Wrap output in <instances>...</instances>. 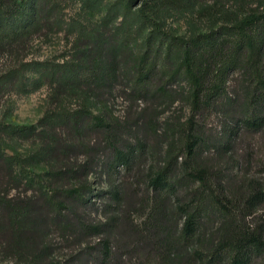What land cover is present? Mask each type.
<instances>
[{
	"label": "trees",
	"instance_id": "obj_1",
	"mask_svg": "<svg viewBox=\"0 0 264 264\" xmlns=\"http://www.w3.org/2000/svg\"><path fill=\"white\" fill-rule=\"evenodd\" d=\"M49 2L0 0V45H25L44 28L51 29L49 18L57 6L49 7ZM176 4L115 0L106 11L104 28L128 17H133L135 27L130 22L121 34L112 35L104 28L87 30L78 24L80 38L71 58L22 63L0 79L2 87L11 84L23 91L47 85L51 104L60 111L46 113L36 125L0 122V264H122L124 247L141 253L151 248L142 256L154 259V264H264V179L250 176L247 168L233 189L220 172L196 162L205 142L200 117L222 105L230 81L242 68L250 85L243 101L246 107L241 114L236 104L225 110L232 126L222 152L236 160L242 173L237 149L241 139L247 134L264 139V0L258 9L187 36L164 29L159 20ZM29 72L31 77L25 74ZM181 82L189 87L191 115L179 131V146L168 150L162 165L153 158L145 174L160 202L151 213L149 229L138 232L134 227L129 242L121 246L119 240L125 237L121 209L128 193L119 176L144 156L146 144L139 127L129 139L131 127L114 119L102 100L123 86V94L135 102L149 101L167 96L168 89ZM231 101L227 98V103ZM73 103L77 110L67 108ZM90 105L100 112L89 111ZM93 135L96 146H90ZM3 137L36 140L40 147L16 160L2 148ZM82 149H89L84 152L89 158L75 164L73 154ZM101 149L107 151L105 169L113 181L105 192L109 201L105 214L98 218L88 197L92 163ZM251 160L248 154L247 167ZM41 164L49 165L43 175L35 173ZM21 178L27 180L25 185ZM21 189L23 193L11 196ZM167 202L176 216L173 227ZM209 210L225 218L215 245L202 222Z\"/></svg>",
	"mask_w": 264,
	"mask_h": 264
},
{
	"label": "rangeland",
	"instance_id": "obj_2",
	"mask_svg": "<svg viewBox=\"0 0 264 264\" xmlns=\"http://www.w3.org/2000/svg\"><path fill=\"white\" fill-rule=\"evenodd\" d=\"M176 1L178 4L172 5L174 9L170 7L169 10L163 11L159 20L163 23L164 29L187 36L195 32L219 27L224 19L233 20L243 12L258 9L263 0ZM114 2L115 0H99L98 2L92 0L87 5V0H50L49 7L57 6V10L49 18L53 22L51 29L49 27L44 28L40 35L35 36L25 45H0V79L10 70L18 68L22 63L43 61L59 63L71 58L75 52L74 46L80 38L77 30L78 24L84 25L87 30L103 29L106 11ZM130 22L133 27L136 26L133 17H128L120 18L104 29L112 35L121 34V30ZM245 73L244 68H242L230 81L229 90L226 98L222 101V105L220 103L218 107L209 109L204 116L200 117L201 124L204 125L205 142L199 151L196 162L220 172L222 181L228 183V186L233 189L240 185V178H243V174L247 173V168H249L250 176L264 179V139L261 135L247 134L241 139L237 149L239 160L242 163V173L237 170L236 160L231 159L229 154L222 152L223 145L227 142L225 134L228 128L232 126L224 115L225 110H231L229 106L236 104L241 107V109H237L238 113L241 114L245 111L246 103L243 101L247 97L250 87ZM25 74L27 77L33 75L30 72ZM31 89L32 87H29L28 90ZM124 91L123 86L117 87L111 96L104 97L102 106L106 107L109 114H112L114 119H118L123 126L131 127V136L127 135L130 137L129 139L133 140L134 132L141 130L139 136L145 141L146 151L131 171L121 172L119 176L128 193L125 205L121 209L124 219L123 232L125 233L122 241L119 240L121 246H125L129 242L128 237L134 227L138 232L149 229V219L154 207L160 202V194L148 187L145 174L153 158L155 164L162 165L167 158L168 150L172 147L178 148L179 131L191 115L188 100L189 87L184 82L169 88L168 95L165 97L152 98L149 101L138 103L131 97L124 95ZM227 98L231 99L232 103H227ZM67 108L77 110L78 107L75 108V103H73L67 105ZM50 111H54L55 114L60 112L58 109H54L51 104L50 89L47 85L35 91H23L11 84H4L3 87L0 84L1 123L36 125ZM89 111L98 114L100 109L90 105ZM234 119L236 120V117ZM96 138L94 135L90 138L92 141L90 146H96ZM1 142L5 153L15 157L16 160L32 155L40 147L39 141L36 140L26 141L3 137ZM85 143H88V139L85 140ZM103 145L105 146V142ZM86 151L84 149L76 151L72 161L77 162L75 164L78 165L84 163L89 158V155L84 153ZM248 154H252V164L247 167ZM95 155L94 153L93 156ZM94 160L92 163L94 171L89 180L92 195L88 199L93 216L99 218L105 214L104 211L109 204L105 192H108L113 180L109 178L105 169L107 151L104 154L101 149V153L94 157ZM48 170L49 165L41 164L35 169V173L43 175ZM21 179L25 185L27 180ZM18 193H23V189L12 191L10 194L13 196ZM165 207L170 219L169 226L173 227L175 222L173 218L175 216V213L173 215L174 209L170 202H167ZM224 220L222 214L209 210L208 215L202 221L206 237H211L214 245L219 240V231L217 230L222 226ZM114 244L116 247L117 241ZM145 249L150 252L151 248ZM136 251V247H124L123 252H121L123 258L120 262L122 264H154V259L146 261L142 256L148 252ZM59 257L62 258L63 255L60 254Z\"/></svg>",
	"mask_w": 264,
	"mask_h": 264
}]
</instances>
